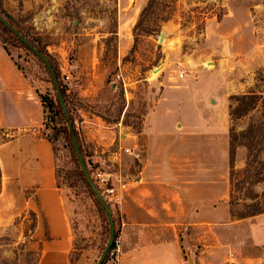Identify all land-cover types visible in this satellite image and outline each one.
Segmentation results:
<instances>
[{
	"label": "rangeland",
	"instance_id": "1",
	"mask_svg": "<svg viewBox=\"0 0 264 264\" xmlns=\"http://www.w3.org/2000/svg\"><path fill=\"white\" fill-rule=\"evenodd\" d=\"M0 11L49 56L86 169L93 182L97 173L104 174L116 192L124 180L139 176L143 130L161 95L174 106L189 100L188 134L179 148H205L210 155L224 149L230 129L240 133L264 118L261 104L240 119L229 116L231 96L264 97V0H0ZM4 46L44 111L38 130L54 150L56 184L73 230L70 263L96 264L109 226L80 176L65 120L57 109H44L42 98L56 102L50 76L17 41ZM163 86L171 87L168 93ZM211 89L217 95L207 101ZM218 101L222 106L213 108ZM14 135L0 132V143ZM210 155L207 164L221 167L219 155ZM257 160L264 161V152H257ZM221 168L223 196L219 200L208 189L207 208L216 201L227 216L205 222L201 232L192 230L190 246L196 255L206 251L207 264H264V214L237 219L250 210V198L264 200V181L251 185L245 174H236L230 196L227 161ZM99 191L117 230V206ZM19 208L14 198L0 212V264H34L39 254L31 237L34 217Z\"/></svg>",
	"mask_w": 264,
	"mask_h": 264
},
{
	"label": "crops",
	"instance_id": "2",
	"mask_svg": "<svg viewBox=\"0 0 264 264\" xmlns=\"http://www.w3.org/2000/svg\"><path fill=\"white\" fill-rule=\"evenodd\" d=\"M163 88V93L171 89ZM216 93L217 89H211L204 98L210 101ZM188 101L174 106L161 95L150 111V126L143 130L145 149L138 158L139 176L124 180L116 192L120 215L117 264H188L185 249L192 264H207L206 251L196 255L190 246L191 234L205 222L216 224L227 216L219 212L216 201L210 210L207 207L208 189H214L219 200L223 196L221 167L227 161L230 171L229 134L224 149L209 151L219 155L221 167L207 164L210 154L205 148H179L188 134L184 121ZM219 105L220 101L212 107ZM43 117V108L33 99L24 75L0 43V131L16 134L0 143V212L13 205L15 198L19 209L35 218L31 237L38 247V264H71L73 230L56 184L53 146L39 135ZM245 159L246 150L237 148L234 169L244 167Z\"/></svg>",
	"mask_w": 264,
	"mask_h": 264
},
{
	"label": "trees",
	"instance_id": "3",
	"mask_svg": "<svg viewBox=\"0 0 264 264\" xmlns=\"http://www.w3.org/2000/svg\"><path fill=\"white\" fill-rule=\"evenodd\" d=\"M0 15L11 26H13V24L9 20H7L6 16L3 14V12L0 11ZM5 41H10V42L17 41L18 43H20L5 27H3L0 24V43L2 44L6 53L8 54V52L4 46ZM38 50L49 60V56L44 51H42L41 49H38ZM51 66H52V64H51ZM52 68H53V66H52ZM54 72H55V70H54ZM51 84H52V82H51ZM60 91H61L62 97L64 99L65 95H64V92L61 89V87H60ZM263 100H264V97H262L259 94L254 93V92H250V93H247L245 95H240V96H231L230 101L232 102V105L229 106V116H230L231 120H237V119H240V118L246 116L248 113L252 112L259 104H261V106H262L263 116H264V101ZM42 102L45 103L44 109L46 107L50 110L57 109L59 111V113L61 114V116L63 117V114L61 112V109L59 107L57 99H56V102H54L52 100H47V99H44V101H43V98H42ZM0 132H2V131H0ZM74 135H75V132H74ZM75 138H76V136H75ZM7 140L8 139L4 140L3 142H5ZM69 140H70V138H69ZM70 143H71V141H70ZM71 146H72V144H71ZM240 147H242L246 150L245 165H244L243 169L236 170V169H234V166H233V159H234V154H235L236 149L240 148ZM72 148H73V146H72ZM80 151H81V149H80ZM258 151L264 152V118L261 121H258L256 124L248 125L246 130H244L240 133H236L233 129L229 130V163H230L229 184H230V189H231L230 196H231V192H233V189L235 186L234 179H235L236 174L237 175L238 174H242V175L245 174L246 178L251 179V183H250L251 185H255V184H258V183H261L264 181V161L257 160V152ZM258 165L260 167H257ZM80 176L82 177L83 182L85 183L86 187L88 188V186H87V184L83 178L82 173L80 174ZM0 185H1V174H0ZM89 191H90V189H89ZM90 193L93 197H95L91 191H90ZM263 197H264V193H263ZM259 198H260L259 195H257V196L255 195V197L250 198V200L253 201V204L250 206V210L246 213L238 215L237 219H245V218H250V217H254L257 215L264 214V200L260 201ZM96 201H97V199H96ZM97 204L102 209V207L98 201H97ZM230 215L234 216L232 213H230ZM33 219H34L33 222L35 225V218H33ZM113 221H114V219H113ZM114 224H115V222H114ZM115 233H116V230H115ZM114 249H115V246L113 245L112 250H114ZM111 253H112V251H111ZM27 255L32 256V255H34V253L28 251ZM35 257L36 258H35L34 264H38L39 255H37ZM108 260H109V257L106 258L105 262H107Z\"/></svg>",
	"mask_w": 264,
	"mask_h": 264
},
{
	"label": "water",
	"instance_id": "4",
	"mask_svg": "<svg viewBox=\"0 0 264 264\" xmlns=\"http://www.w3.org/2000/svg\"><path fill=\"white\" fill-rule=\"evenodd\" d=\"M0 24L3 27H5L29 52H31L43 64L47 73L50 76V79H51V82H52V85H53V88L55 91L57 102L59 104V107H60L61 112L63 114V118L67 124V127H68L69 138H70L71 144L73 146V149L75 151L80 171L83 175V178H84L88 188L94 194L95 198L97 199V201L101 205L102 210H103L105 217L107 219V222H108V226H109L108 240H107V243H106V245H105V247H104L97 263H96V264H104L106 257H107L108 253L110 252V250H111V248L115 242V225H114V221H113V216H112V212L110 210V207L108 206L106 200L104 199V196L101 194V192L95 186L92 178L90 177V175L86 169V166H85L84 160L82 158L80 149H79L77 142H76L73 126H72L68 111L66 109L64 99H63L61 91H60V86L58 83L57 76H56L49 60L38 49H36L21 33H19L13 26H11L1 15H0ZM163 39H164V34H161L159 41L162 42ZM185 252H186L185 257L187 259L188 264H192V257L190 255L189 250L185 249Z\"/></svg>",
	"mask_w": 264,
	"mask_h": 264
},
{
	"label": "built area",
	"instance_id": "5",
	"mask_svg": "<svg viewBox=\"0 0 264 264\" xmlns=\"http://www.w3.org/2000/svg\"><path fill=\"white\" fill-rule=\"evenodd\" d=\"M184 77V74L183 73H179L178 74V78L179 79H183ZM128 151V150H126ZM94 178V184L95 186L98 188V190H102L103 193L109 197L110 201H113V203L115 205L118 204V201H119V197L116 193V190L113 188V187H108V178L105 177L104 174H100V173H97L95 175ZM114 245H115V252H112L111 255H112V258L111 260H108L107 262H105L104 264H117V261H118V249H117V241L115 240L114 242ZM230 264H236L234 261L230 262Z\"/></svg>",
	"mask_w": 264,
	"mask_h": 264
},
{
	"label": "bare ground",
	"instance_id": "6",
	"mask_svg": "<svg viewBox=\"0 0 264 264\" xmlns=\"http://www.w3.org/2000/svg\"><path fill=\"white\" fill-rule=\"evenodd\" d=\"M163 41V40H162Z\"/></svg>",
	"mask_w": 264,
	"mask_h": 264
}]
</instances>
